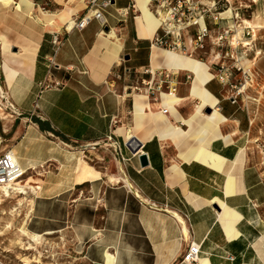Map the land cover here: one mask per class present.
Listing matches in <instances>:
<instances>
[{
	"label": "crops",
	"instance_id": "obj_1",
	"mask_svg": "<svg viewBox=\"0 0 264 264\" xmlns=\"http://www.w3.org/2000/svg\"><path fill=\"white\" fill-rule=\"evenodd\" d=\"M217 1L218 10L250 16L243 19L259 40L237 55L241 62L252 56L264 74V0ZM137 4L111 0L105 24L93 19L67 30L87 12L86 0H0V82L13 106L2 111L5 152L40 187L26 227L47 238L53 254L66 244L76 264H184L191 242L201 247L199 264H264V172L250 149V111L240 96L233 102L232 82L218 80L215 47L203 59L176 52L211 77L201 83L194 72L175 70V97L126 91L152 67L176 69L174 54L151 49ZM234 22L210 17L211 35ZM160 33L158 22L153 35ZM52 62L53 80L65 87L43 90ZM197 86L208 98L192 95ZM112 132L125 161L89 148ZM132 138L141 144L137 155L125 145Z\"/></svg>",
	"mask_w": 264,
	"mask_h": 264
},
{
	"label": "built area",
	"instance_id": "obj_2",
	"mask_svg": "<svg viewBox=\"0 0 264 264\" xmlns=\"http://www.w3.org/2000/svg\"><path fill=\"white\" fill-rule=\"evenodd\" d=\"M88 4L87 12L74 21V24L67 28L83 30L93 20H101L104 24L103 11L111 5V0H86ZM256 3L255 0H251ZM225 2L229 3L228 0ZM152 12L160 19L161 33L155 35L150 40V47L166 49L173 52H180L192 58L194 55H199V59H203L208 54V48L211 46L217 48L214 55V65L218 68V80L224 85H229L236 73L245 75L246 70L241 66V59L238 58L237 51L242 49L243 53L255 45L259 40L256 35V29L247 25L246 20L238 10H233L231 7H225L218 10L219 1L213 0H152ZM132 9H136L135 4ZM245 10L247 8L244 7ZM129 10V9H128ZM231 11V16H223ZM213 20L216 25L222 21L234 20V24L223 28L218 35H211L210 25L208 19ZM264 29V28H263ZM243 33V35H239ZM55 44H61L59 36L56 35L54 39ZM248 44V45H246ZM236 51V53H235ZM236 54V56H235ZM260 54L262 52L260 51ZM209 56V55H208ZM55 64L50 65L49 76L44 83L42 89H61L65 87L64 83L53 80L51 68ZM114 72H112L113 74ZM149 78L142 79L134 85H126L125 90L130 94H144L147 97L155 98L160 95H176L177 86L179 85L180 73L175 70H148ZM116 81L125 80L124 73H114ZM248 76V75H247ZM249 77V76H248ZM190 79V77H188ZM247 80V79H246ZM245 80V83H246ZM234 90L233 102L236 103L241 94V90L237 86H232ZM13 108L9 102L8 94L3 89L0 82V113L2 111H11ZM161 112L168 114V109H161ZM130 139L129 141H131ZM127 141L126 144L129 142ZM125 144V145H126ZM92 150L103 149L105 151H112L113 154L120 157L123 161L125 158L122 154V144L118 141L115 132L109 134L102 143L89 145ZM139 154V151L134 155ZM31 171L34 172V169ZM29 171L23 170L18 164L16 158L10 156V151L4 152L0 156V206L5 203L19 201L23 199L27 202L32 199L36 192L40 190L38 184L30 182L31 174ZM29 206V204L27 205ZM30 207V206H29ZM18 208H15L17 211ZM26 221L30 217V208L26 214ZM27 225V224H26ZM45 241H48L44 237ZM200 245L191 242L188 249L183 255L182 263L184 264H199L200 263ZM58 252L52 253L51 247L46 251L48 259L54 261L58 257H64L68 261L72 259L69 257L68 248L66 244L62 243L57 247ZM34 250V249H32ZM19 260V257H17ZM32 262L34 260H31ZM69 263V262H68ZM0 264H18L10 260L7 262L4 258H0ZM23 264H25L23 262ZM37 264V263H34ZM65 264V263H63ZM69 264H76L71 260Z\"/></svg>",
	"mask_w": 264,
	"mask_h": 264
},
{
	"label": "rangeland",
	"instance_id": "obj_3",
	"mask_svg": "<svg viewBox=\"0 0 264 264\" xmlns=\"http://www.w3.org/2000/svg\"><path fill=\"white\" fill-rule=\"evenodd\" d=\"M244 16L247 19L250 18L248 14L243 15V18H245ZM258 25H264V23ZM262 41H264V35ZM212 50L213 47L210 44V53L213 52ZM248 59L252 61L248 66L249 68L245 65V61ZM241 66L246 70L245 75L236 73L231 82L233 86H237L241 90L240 99L248 107L252 116L250 149L255 161L264 172V74L261 73L257 67L258 65L254 66L252 56L242 60ZM0 115H2V112ZM4 117L5 115L0 116V156L8 149L7 143L4 141L8 120L3 119ZM111 180L114 182L113 176ZM27 205L28 203L22 199L19 204L12 201L0 206V258H4L7 262L13 260L18 264H23V262L28 264V260L29 264H69L71 260H74L73 258L69 261L64 257H58L54 261L48 259V253L46 252L48 241L44 240L40 245H36L30 242L27 237L22 236L20 229L27 224L26 214L30 208ZM15 208H18V210L15 211ZM61 245L62 242L59 241L58 246ZM17 257H19V260Z\"/></svg>",
	"mask_w": 264,
	"mask_h": 264
},
{
	"label": "bare ground",
	"instance_id": "obj_4",
	"mask_svg": "<svg viewBox=\"0 0 264 264\" xmlns=\"http://www.w3.org/2000/svg\"><path fill=\"white\" fill-rule=\"evenodd\" d=\"M152 0H137L138 4H139V7L141 8L142 10V17L139 18V23L143 29V31L145 32V36L146 34L151 38L153 39V34H155V31L158 27V22H160V19L152 12V3H151ZM137 4V5H138ZM149 4H150V8H149ZM223 16H231V11H229L227 14L223 15ZM71 21V20H70ZM247 25H250L252 28L256 29L257 27L254 26L250 21H246ZM74 24V22H72L71 26ZM70 25V24H69ZM114 36V35H112ZM118 37V36H117ZM248 45V44H246ZM154 48H157V47H154ZM166 52L168 53H171V54H174L172 56H168L167 58L170 60V63L172 64V66H175L176 69L174 70H181V69H184V70H190L192 72H194L197 77H198V81H200L201 83H203L204 81V78H209L211 77V75L207 72L206 70V67L204 65L201 64V62L199 63V61L197 62H194V61H190L189 59H192L190 57H186V58H189V59H183V58H179V57H176L175 55H179V56H182L176 52H173V51H167L165 50ZM182 57H185V56H182ZM194 60V59H192ZM250 62L249 60H246L245 61V65L247 66V68H249L248 66L250 65ZM158 64V63H157ZM160 64V63H159ZM173 68V67H172ZM152 69L155 71L157 69H154L152 67ZM167 70H173V69H167ZM196 83V81H195ZM200 83V84H201ZM197 85V83H196ZM203 88V87H201ZM245 88V87H244ZM204 90V89H203ZM193 96H198V97H201L203 99H206L208 98V96H206L207 94H205L204 92H201V89L200 87H195L194 89V93L192 94ZM176 95H172V97H175ZM169 97V96H167ZM146 98V97H145ZM195 98V97H194ZM140 107V106H139ZM143 109V108H142ZM141 109V110H142ZM3 115V114H2ZM194 115V113H193ZM6 118L9 117L8 115L5 116ZM207 123L205 124V127L204 129H207V128H210V118H207ZM176 129L178 131H181L179 133L182 134V129L180 127H176ZM174 131V129H173ZM188 134V133H187ZM133 139V138H132ZM85 165H87L88 167V170L91 171V168L89 166L88 163L84 162ZM94 170V169H93ZM113 180L114 182H121V179L120 178H117V177H113ZM24 225V224H23ZM26 226V225H25ZM23 227L21 228V233H22V236L23 237H27L30 242H32L33 244H36V245H40L43 241H44V236H41V235H36V234H33L26 228V227ZM3 234V233H2ZM1 235V234H0ZM20 242V241H19ZM22 244V243H21ZM27 260V259H26ZM29 261V260H28ZM27 261V263L29 264V262Z\"/></svg>",
	"mask_w": 264,
	"mask_h": 264
},
{
	"label": "water",
	"instance_id": "obj_5",
	"mask_svg": "<svg viewBox=\"0 0 264 264\" xmlns=\"http://www.w3.org/2000/svg\"><path fill=\"white\" fill-rule=\"evenodd\" d=\"M126 146L133 152L136 153L140 150L141 148V144L137 141V139H132L131 141H129ZM145 159V157H141V160ZM144 165H147L146 162L144 163Z\"/></svg>",
	"mask_w": 264,
	"mask_h": 264
}]
</instances>
